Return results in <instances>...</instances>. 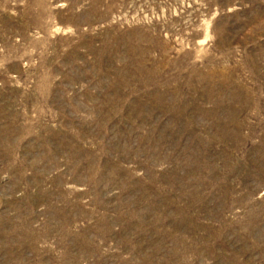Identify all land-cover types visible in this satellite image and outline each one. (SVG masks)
Masks as SVG:
<instances>
[{
	"label": "rangeland",
	"instance_id": "1",
	"mask_svg": "<svg viewBox=\"0 0 264 264\" xmlns=\"http://www.w3.org/2000/svg\"><path fill=\"white\" fill-rule=\"evenodd\" d=\"M0 264H264V0H0Z\"/></svg>",
	"mask_w": 264,
	"mask_h": 264
}]
</instances>
